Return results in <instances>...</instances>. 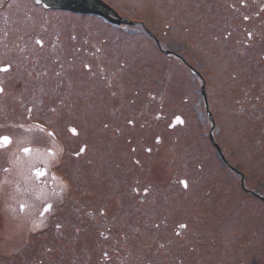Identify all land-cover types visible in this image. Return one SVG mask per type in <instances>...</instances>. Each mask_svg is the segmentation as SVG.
Segmentation results:
<instances>
[{
	"label": "rangeland",
	"instance_id": "374dc122",
	"mask_svg": "<svg viewBox=\"0 0 264 264\" xmlns=\"http://www.w3.org/2000/svg\"><path fill=\"white\" fill-rule=\"evenodd\" d=\"M244 1L107 0L122 19L148 28L125 33L100 15L0 0V65L24 69L4 76L0 135L48 145L24 130L36 106L35 117L53 124L67 143L62 171L77 186L74 198L80 196L78 173L90 170L92 181L106 189L98 204L107 215L101 223L81 218L70 200L71 210L58 218L60 226L53 225L52 237L25 248L16 223L8 224L11 237L4 238L7 217L0 208V264H264V0ZM37 40L44 43L42 52ZM258 41L261 46L252 50L250 42ZM165 42H176L172 48L186 63ZM17 49L22 53L14 60ZM59 61L65 73L56 68ZM62 75L72 88L60 82ZM204 80L215 98L225 160L210 139L200 93ZM25 86L47 93L45 103L37 105L35 93L16 98ZM14 146L0 148V181L9 183L3 195L9 185H23L28 170L13 166ZM83 146L84 161L76 156ZM139 180L152 189L143 208L132 204L129 192ZM83 235L93 236L94 257L91 241L78 244ZM19 248L25 250L14 263L10 255ZM87 249L88 255L79 254Z\"/></svg>",
	"mask_w": 264,
	"mask_h": 264
},
{
	"label": "flooded vegetation",
	"instance_id": "af4514ba",
	"mask_svg": "<svg viewBox=\"0 0 264 264\" xmlns=\"http://www.w3.org/2000/svg\"><path fill=\"white\" fill-rule=\"evenodd\" d=\"M237 1L242 3V5H245L244 0H237ZM258 1L259 0H257V2ZM5 2L6 3L9 2V0H5ZM262 8L264 9V1L262 4ZM115 29H119L121 31H124L125 33L126 32L129 33V31H126V29H129V30L138 29V30L143 31V30H147L148 28H146V25L143 22H141V23H138L136 26H132V25L125 26L124 25L123 27H116ZM155 40L157 41L158 50L164 51L163 45L160 44L158 39H155ZM253 44L254 43L252 42H250L249 44L250 45L249 47H251L252 50L253 49L256 50L258 47L261 46L260 45L261 42L259 41L256 42L255 45ZM165 45L169 46V48H167L168 52L175 54V56L178 59L186 63V60L184 59V57L180 56V54L176 53L174 51V48H172V47H176V42L173 44L165 42ZM36 48H37V51L40 50L39 52H42L45 48L44 43H41V44L37 43ZM21 50L24 51V49H21ZM21 50L17 49L15 52L12 53V57L14 60L16 58V55L18 54V51L22 53ZM2 53L3 52L0 49V57H5V55H3ZM51 55H52V51L51 53L47 55L46 58H43L42 61H44V63L47 64L48 60L51 59L50 58ZM64 55L65 53H63V56ZM92 58L90 59L91 62H92ZM5 66H10V68H9V71L7 72L0 71V88H3L4 90L3 92H0V97H4L5 95L3 94L6 91L5 83H4V76L5 75L8 76V73H10V71L17 72V73H19L20 71H24V69H20V68L18 69L17 68L18 66H14L10 62L8 64L0 65V68H3ZM87 67H89V65H87ZM56 68H58L59 72H63V73L66 72L62 61H59ZM188 68L190 72L192 73V75H194V77H197V78L199 77L201 80H203L202 77L200 76V71L195 66L189 65ZM44 74L45 75L48 74V69L44 71ZM69 74L74 76L75 73L74 71H71ZM75 76H78V75L75 74ZM61 79L63 80V81H60L61 83H64V84L67 83L68 85L67 88H72L73 84L68 80V77L62 75ZM52 83L53 82L50 83V86H53ZM19 85L23 86V83L20 82ZM67 88H65V90ZM205 88H206V81L202 84L200 93L204 101L206 117L208 120V124L210 126V139H211L212 144L215 146L216 150L220 154V156L224 157L223 145H222L223 137L221 134L223 132L221 129V124L218 123L217 117L214 116L215 113L213 112V108L215 106L214 105L215 102L214 100H211L215 98H213L212 92L209 91L207 93ZM32 93H35V95L37 96L36 98L37 105L41 103H45V100H46L45 98L48 97L47 93H44V92L39 93V92H36V90H34L31 87L27 88L25 86L23 90L21 89L19 90L16 98L18 97V98L26 99L24 97H28V95ZM31 96L32 95H30V97ZM64 98L66 99V97ZM38 110L39 109L36 108V106L30 107L29 115H28V119L30 118V122H28L27 124L28 127L26 126L24 130L28 133H32L33 136L37 135L39 137L37 139L39 140H42L41 138H43L45 141H47L48 145L43 146V143H41V141H39V143L41 144H38V143L33 144L32 143L33 141H31L29 137H27V141H24L22 138L18 139L16 136H13L10 134L0 135V137H5V136L8 137L10 140L9 143L4 144L3 146H0L2 150H4L5 148L7 149L12 148L15 144L14 146L15 149L13 151L15 153V155L13 156L15 157V160H14V163L12 162L13 166L14 165H16L17 167L26 166V168L28 169L26 173L24 174V176H22L24 183H22V181L21 183L23 185L17 186V187L9 185L8 186L9 193L7 195L6 194L3 195L1 191H3V186L5 185L7 186L9 183L5 182L3 179L0 181V201H2V203L0 202V208H2L3 216L7 217V219H5L4 217L2 218L3 220L7 222V225H6L7 227H5L6 234L4 233V238H7L8 234L10 236L11 235L10 233H12V230H10L8 224L16 223V230L14 231L17 233H20L19 236L16 235L18 236L17 237L18 240H20L19 238L24 237L23 247L25 248L26 247L34 248L36 246L35 243L37 239L46 238V240H48L49 238L52 237L51 233L54 227L53 225L56 224V226L57 225L60 226V224L57 222L60 221L59 219L61 215H62L61 216L62 218L64 217L63 211L66 212L70 208V200L76 201L75 202L76 205H71V206H72V212L78 213L77 216H80L81 218L86 217L88 219H93L96 222H98L99 220L100 223L102 221L104 222L107 220L105 209L100 208L98 204L99 202L98 200L105 197L106 189L105 191H103L98 188L97 179H94L92 181L93 177L89 175L90 170H88L86 167L85 168L87 170L81 173V177H80V173H78L77 175V177L79 176L80 178V181L78 178L79 183L77 182V184H79L80 196L79 198H74L76 197L75 193L77 191V186L73 187V184H72V182H74L73 179H70L69 176H67L62 171L66 165L65 164L66 157L65 158H62V157L63 155H66V152L68 151L67 143L65 139L60 135L57 128L54 127L53 124L49 123L46 120H44L46 123H43L41 120L35 117L37 114L36 111ZM158 118L161 119V117H158ZM0 125H1L0 129L2 130L5 127V125L3 123H0ZM16 126L17 127L20 126V128H22L23 125H16ZM218 136L220 137V139H218ZM26 143H30V144L27 145ZM22 144H25V145L21 147ZM25 149H28V151L26 152ZM83 149L84 151L82 152V154L81 155L77 154L76 156L77 158L82 159L84 161L88 159L85 157L86 152H87V147L83 146ZM147 151H149V149H147ZM89 153H92V154H89ZM89 153H87V155L89 154V156H91L90 158L93 159L92 161L95 162L98 158L96 155H94L93 150L90 151V148H89ZM55 163H57V166H59L58 170L55 169V166H56ZM88 167H90V165H88ZM13 169L15 170L14 167ZM234 172L238 173L237 170H235ZM37 173H40V175H38ZM102 182L104 183V181ZM143 184L144 182L141 183L140 180L136 181L135 185L130 187L129 189L130 195L132 196V199H133L132 204L137 208H140V207L143 208L144 206H147L146 201L148 200L149 193L152 190L150 188L151 185L148 184L144 186ZM260 198L262 199L263 197H260ZM147 223H148L147 220H144V224H147ZM177 233H179V231ZM76 237L77 236H75V238ZM92 237L93 236L83 235L82 237H79V240L77 242L79 244V243L91 241L92 242L91 251L93 254V252L95 251L96 242L92 241L93 240ZM125 238H128V237H126V235H122L121 239L124 240ZM69 239H71L70 240L71 242H74V243L76 242V240L74 241V236L69 237ZM80 247L81 245H79V248ZM25 248H19L18 251L12 252L10 255L11 257L9 256L10 260H14V263L19 262V259L21 255L23 254ZM88 251L90 250L87 249V250H84L83 252L81 251L79 254L88 255ZM94 256L95 254H93V257ZM159 258L160 256L155 258V261H157V259ZM26 263L28 262L26 261ZM131 263L132 262H129V264ZM35 264H46V263L44 262V260H38Z\"/></svg>",
	"mask_w": 264,
	"mask_h": 264
},
{
	"label": "water",
	"instance_id": "95a60500",
	"mask_svg": "<svg viewBox=\"0 0 264 264\" xmlns=\"http://www.w3.org/2000/svg\"><path fill=\"white\" fill-rule=\"evenodd\" d=\"M35 2L45 9L69 10L80 14L100 15L118 25L135 24L132 21L122 19L123 16H118V8L109 6L107 0H35Z\"/></svg>",
	"mask_w": 264,
	"mask_h": 264
},
{
	"label": "snow or ice",
	"instance_id": "6c2138e0",
	"mask_svg": "<svg viewBox=\"0 0 264 264\" xmlns=\"http://www.w3.org/2000/svg\"><path fill=\"white\" fill-rule=\"evenodd\" d=\"M248 19H249L248 16H245L244 17V20H248ZM248 37H249V39H251V37H252V33L251 32L248 33ZM36 42L38 44H41L42 43V41H40V40H37ZM9 68H10V66H5L3 68H0V71L7 72V71H9ZM3 91H4L3 88H0V92H3ZM177 121L179 122V117H177ZM129 122L131 123V121H129ZM72 131L75 133L76 130L75 129H72ZM9 142H10V140H9L8 137H6V136L5 137H0V146H3L4 144H7ZM157 142H159V138H157ZM25 151L27 152L28 149H25ZM80 151L83 152L84 149L82 148ZM149 151H150V149H149ZM37 174L40 175V173H37ZM181 183L184 184V187L185 188L187 187V182L186 181H181ZM180 227L181 228H186L187 226L184 225V224H181ZM177 235H179V233H177Z\"/></svg>",
	"mask_w": 264,
	"mask_h": 264
},
{
	"label": "bare ground",
	"instance_id": "6f19581e",
	"mask_svg": "<svg viewBox=\"0 0 264 264\" xmlns=\"http://www.w3.org/2000/svg\"><path fill=\"white\" fill-rule=\"evenodd\" d=\"M74 76H75V74H74Z\"/></svg>",
	"mask_w": 264,
	"mask_h": 264
}]
</instances>
